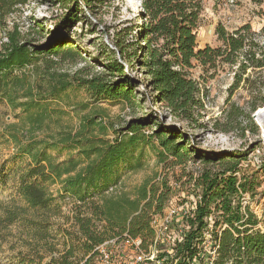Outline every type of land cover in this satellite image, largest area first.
<instances>
[{
  "label": "trees",
  "instance_id": "trees-1",
  "mask_svg": "<svg viewBox=\"0 0 264 264\" xmlns=\"http://www.w3.org/2000/svg\"><path fill=\"white\" fill-rule=\"evenodd\" d=\"M30 1L0 0V21ZM72 1L73 9L62 21V29L67 31L85 18L80 2ZM81 1L93 11L106 0ZM251 1L261 5L264 0ZM137 2V23L123 30L127 37L119 33L116 46L120 57L115 50L107 51L103 71L84 76L79 71L72 77L53 73L52 77H43L45 84L35 78L32 71L44 55L64 54L65 59L80 56L62 29L55 32L52 40L34 45L23 40L15 28L0 48V107L7 104L18 112L20 123L9 134L18 154L27 159L19 173L18 193L23 205L0 200V245L8 240L11 228L17 226L25 233V244L29 250H35L39 260L33 257L29 264H42V250L50 252L53 264H98L97 247L114 238L118 242L129 237L141 238L143 248L148 249L156 236L152 221L164 214L172 189L147 181L131 195L118 192L116 186L123 166L135 169L141 164L140 160L133 164L135 153L147 142L139 131L154 124L158 127L153 134L159 140V153L164 159L173 156L176 164H182L194 154V158L207 164L198 177L191 179L195 183L189 194L200 199L187 216L172 223V244L168 249L162 246L157 259L161 264H264V230L259 227L262 219L245 200L246 193H256L259 183L255 175L240 176L241 161L255 145L246 151L203 155L195 137L185 132L183 126L166 125V121L153 115L130 121L124 131L129 133L113 141L95 133V116L86 117L75 131L61 127L52 140L33 136L25 141L19 136L27 126L34 133L47 121L60 122L66 112L53 108L50 100L71 88L85 90L95 101L128 102L140 83L145 85L147 98L154 104H164L173 117L193 128H207L209 123L202 121L207 114L206 93L192 71L197 66L207 73L216 74L220 69L232 73L223 108L224 121L213 119V126L223 131L239 130L242 136H246V131L260 135L253 114L264 107V26L257 31L251 23H245L230 31L218 24L215 34L220 44L199 47L197 32L204 0ZM128 58L141 65L143 79H131L127 74L122 60ZM199 77L205 82L206 78ZM39 88L44 93H39ZM242 88L251 96L247 105L233 100ZM65 150L71 154L64 160L52 153ZM141 152L142 149L140 155ZM54 184L60 185L58 195L50 191L49 186ZM67 196L74 202L72 223L70 228H57L55 220L63 215L62 201ZM181 224L182 235L178 232ZM57 233H62L63 243ZM58 244L63 246L62 250L57 248ZM130 251L128 248L127 252Z\"/></svg>",
  "mask_w": 264,
  "mask_h": 264
},
{
  "label": "rangeland",
  "instance_id": "rangeland-1",
  "mask_svg": "<svg viewBox=\"0 0 264 264\" xmlns=\"http://www.w3.org/2000/svg\"><path fill=\"white\" fill-rule=\"evenodd\" d=\"M78 1L81 5L80 12L85 14V18L67 31V29H62V21L69 10L73 9L72 0H31L4 21H0V48L3 43H7L9 33L15 28L20 31L23 40L27 39L34 45L52 40L55 32L62 29L71 41L72 47L79 51L80 56L65 59L64 54L60 56L44 55L38 61V68L33 70V66L29 67V70H33L35 78L45 84L46 81L43 77H52L53 73L72 77L79 71H81V76L88 72L103 71V63L108 57L107 51L115 50L117 57H120L116 39L119 33L123 35L122 37H127L123 30L127 26L137 23L135 14L139 3L136 0L129 6L128 0H106L101 7L92 11L85 6L84 2ZM245 23H251L257 31L264 26V1L259 5L251 0H204V10L197 32V43L199 47L207 45L216 47L220 44L215 34L218 24L233 31ZM135 33L136 30L128 38L132 39ZM122 61L131 79H143V68L136 59L128 58L126 61ZM192 71L194 77L202 83L206 93L207 114L202 121L209 123L207 128H193L186 122H181L173 117L164 104H154L147 98L145 85L140 83L134 91L133 98L128 102L121 99L95 101L85 90L71 88L57 99L50 100L53 108H60L66 112L60 122L58 120L47 121L43 127L36 128L34 133L30 132L31 129L27 126L28 132L25 130L19 136L25 141L33 136L38 139L52 140L61 127L75 131L81 127L86 117L95 116L97 120L95 133L113 141L118 136L129 133L124 131L130 121L153 115L166 121V125L183 126L185 132L195 137L196 145L200 147L203 155L230 150L246 151L250 146L255 145L247 158L241 161L240 176L245 174L257 177L259 185L256 187V193H246L245 200L262 219L259 227L264 230V145L257 142L258 138L250 131H246V136H242L239 130L223 131L213 126V119H219L220 123L224 121L223 108L228 96V87L232 82V73L228 69L224 71L220 69L216 74L213 71L207 73L200 66ZM200 75L206 78L205 82L199 77ZM38 91L41 94L44 93V90L40 88ZM250 98L249 92L242 88L235 93L233 100L241 105H247ZM16 113L18 112L13 111L7 104L0 107V200L23 205L18 193L19 173L21 166L26 165L27 159L18 154V147L10 139L9 134L16 129L14 125L20 123ZM241 119L243 118L241 117ZM157 127L154 124H149L140 129L139 133L145 135L147 142L141 144L144 145L140 147L141 155L140 149L135 153L133 164L136 165L139 160L141 164L135 169L123 166L121 179L116 188L120 193L126 192L132 195L138 186L147 181L151 185L161 184L162 187L168 185L172 189V198L167 207L170 204L188 205L195 199L193 194H189L193 192L192 184L195 183L191 179L198 177L207 164L201 159L194 158V154L191 159L182 164H176L173 156L164 159V156L159 153V149H161L159 140L153 134ZM52 153L59 160H64L71 154L67 150L61 153ZM209 167L213 166L209 165ZM49 188L54 195L59 194L60 185H50ZM73 207L72 198L67 196L62 201L63 215L55 220L57 228L59 226L63 229L70 228ZM158 216L160 217V215ZM11 229L8 240L0 245L2 263L29 264V260L35 257V250H29V246L25 244V233L23 234L19 227L14 226ZM57 234L58 240L63 243L62 233ZM162 246L168 249L171 245L168 241H164L158 249ZM57 248L62 250L63 246L58 244ZM41 254L44 256L42 264H53L50 252L42 250ZM116 259L122 264L128 261L124 252L122 257ZM36 260L39 261L37 258ZM117 260H113V263L116 264ZM99 264L107 263L100 261Z\"/></svg>",
  "mask_w": 264,
  "mask_h": 264
},
{
  "label": "built area",
  "instance_id": "built-area-1",
  "mask_svg": "<svg viewBox=\"0 0 264 264\" xmlns=\"http://www.w3.org/2000/svg\"><path fill=\"white\" fill-rule=\"evenodd\" d=\"M253 118L260 127V135L257 138L264 145V119H259L258 111L253 114ZM198 199H200V196L195 197L193 202L189 203L190 205L175 206L170 204L163 215H160V217L158 215L155 216L152 225L155 228L156 236L148 249L143 248L141 238L133 239L129 237L123 239V242H118V238L105 241L96 249L99 253L98 264L100 261L114 264L113 262L117 260L116 258L119 259L123 256V252L128 257V261L123 262L124 264H161V260L157 259L159 245L164 243V241H168L170 245L172 244V238L169 234L170 226L174 221H180L182 217L187 216L190 208L195 207ZM178 232L180 235L184 233L183 224L180 225ZM123 244L124 246H122ZM128 248L131 249L130 252H127ZM116 264H122V262L117 260Z\"/></svg>",
  "mask_w": 264,
  "mask_h": 264
},
{
  "label": "bare ground",
  "instance_id": "bare-ground-1",
  "mask_svg": "<svg viewBox=\"0 0 264 264\" xmlns=\"http://www.w3.org/2000/svg\"><path fill=\"white\" fill-rule=\"evenodd\" d=\"M135 2H136V0H128L127 1V3H128L129 6L132 5V4H134ZM259 119L260 120H263L264 119V108L263 107L259 109Z\"/></svg>",
  "mask_w": 264,
  "mask_h": 264
},
{
  "label": "water",
  "instance_id": "water-1",
  "mask_svg": "<svg viewBox=\"0 0 264 264\" xmlns=\"http://www.w3.org/2000/svg\"><path fill=\"white\" fill-rule=\"evenodd\" d=\"M264 108V107H263ZM258 112H259V110H258Z\"/></svg>",
  "mask_w": 264,
  "mask_h": 264
}]
</instances>
